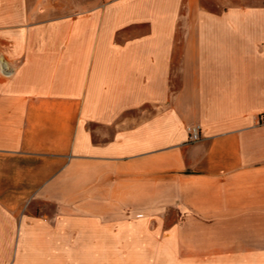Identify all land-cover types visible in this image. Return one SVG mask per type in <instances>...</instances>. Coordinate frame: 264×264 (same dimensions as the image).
I'll use <instances>...</instances> for the list:
<instances>
[{
    "label": "crops",
    "instance_id": "0c3cea01",
    "mask_svg": "<svg viewBox=\"0 0 264 264\" xmlns=\"http://www.w3.org/2000/svg\"><path fill=\"white\" fill-rule=\"evenodd\" d=\"M0 264H264V0H0Z\"/></svg>",
    "mask_w": 264,
    "mask_h": 264
},
{
    "label": "built area",
    "instance_id": "2783aa9c",
    "mask_svg": "<svg viewBox=\"0 0 264 264\" xmlns=\"http://www.w3.org/2000/svg\"><path fill=\"white\" fill-rule=\"evenodd\" d=\"M3 74L5 76H9L10 72L6 71ZM186 133H187L186 143L187 144L196 143V142H198L200 140L201 128L198 125L189 126V127L186 128Z\"/></svg>",
    "mask_w": 264,
    "mask_h": 264
},
{
    "label": "rangeland",
    "instance_id": "374dc122",
    "mask_svg": "<svg viewBox=\"0 0 264 264\" xmlns=\"http://www.w3.org/2000/svg\"><path fill=\"white\" fill-rule=\"evenodd\" d=\"M231 1H235V0H231Z\"/></svg>",
    "mask_w": 264,
    "mask_h": 264
}]
</instances>
